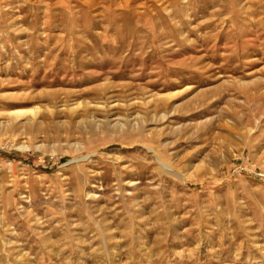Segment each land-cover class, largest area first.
Listing matches in <instances>:
<instances>
[{"label": "rangeland", "instance_id": "rangeland-1", "mask_svg": "<svg viewBox=\"0 0 264 264\" xmlns=\"http://www.w3.org/2000/svg\"><path fill=\"white\" fill-rule=\"evenodd\" d=\"M0 264H264V0H0Z\"/></svg>", "mask_w": 264, "mask_h": 264}, {"label": "bare ground", "instance_id": "bare-ground-1", "mask_svg": "<svg viewBox=\"0 0 264 264\" xmlns=\"http://www.w3.org/2000/svg\"><path fill=\"white\" fill-rule=\"evenodd\" d=\"M124 122V121H123ZM126 123V122H125ZM122 126H123V124H122ZM122 128V127H121ZM166 170H169V167L168 166H166V165H162Z\"/></svg>", "mask_w": 264, "mask_h": 264}]
</instances>
